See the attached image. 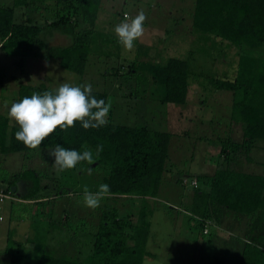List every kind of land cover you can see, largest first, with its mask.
I'll return each instance as SVG.
<instances>
[{
	"label": "rangeland",
	"instance_id": "rangeland-1",
	"mask_svg": "<svg viewBox=\"0 0 264 264\" xmlns=\"http://www.w3.org/2000/svg\"><path fill=\"white\" fill-rule=\"evenodd\" d=\"M12 4L13 0H0L2 7L11 8ZM193 8L194 0H101L94 41L82 76L61 69L56 61H28L25 67H18L15 63L19 60L6 57L0 48V115L8 117L11 104L19 102L16 91L21 85L44 83L55 91L62 83L80 87L90 84L92 92L107 95L106 103L111 105L107 121L170 134L158 195L145 203L152 210L146 249L153 257L145 258L143 264H215L218 259L238 264L243 243L255 241L247 233L249 221L242 215L224 216L217 225L214 221L207 223L209 235H202L196 223L189 222L191 182L225 166L219 157L224 139L230 135L236 141L241 138L240 126L231 121V94L205 85L209 79L235 75L237 49L212 39L205 44L204 38L210 36L192 30ZM140 11L147 17L144 35L135 41L132 51H125L114 27ZM27 18L38 24L52 20L41 5L31 10L14 9V23H25ZM48 42L63 46L68 40L56 34ZM249 52L247 48L242 51ZM170 58L189 63L191 78L183 105L163 102V88L152 82L147 70L149 65L164 64ZM129 66L135 69L129 72ZM257 145V155H251L256 160L264 157V143ZM49 150L0 154V191L6 189L14 175L25 170L36 172L41 189L36 197L40 203L13 202L10 206L12 202L6 199L0 204V264L9 262L10 256L5 252L8 238L26 242L23 250L36 257L43 252L55 257H85L92 250L103 210L116 209L119 217L136 218L141 209V200L136 197L111 196L102 199L95 210L87 208L84 188L96 192L99 185L105 184L107 169L80 162L73 169L57 172ZM236 162L231 166L236 170L257 168L255 164L248 165L242 155ZM17 187L20 195L27 192L24 182ZM199 189L207 191L205 185ZM260 231L258 235L264 239V218ZM260 245L264 250V241Z\"/></svg>",
	"mask_w": 264,
	"mask_h": 264
},
{
	"label": "trees",
	"instance_id": "trees-1",
	"mask_svg": "<svg viewBox=\"0 0 264 264\" xmlns=\"http://www.w3.org/2000/svg\"><path fill=\"white\" fill-rule=\"evenodd\" d=\"M100 4L101 0H13L11 8L0 6L1 51L6 57L17 58L18 67H25L28 61H56L61 69L82 76L91 53ZM39 5L51 22L38 24L29 18L25 23L13 22L15 8L31 10ZM191 26L193 31L210 36L204 38L205 44L212 39L237 49L235 75L209 79L205 85L231 94V121L240 126L241 138L236 141L230 135L221 142L219 157L225 166L211 176L195 178L197 186L193 188L189 222L194 221L202 235H209V230L204 231L211 221L220 223L224 216L233 213L247 217V233L255 241L243 243L238 264H264L260 245L264 239L258 235L264 218V157L258 160L251 157L260 149L257 144L264 143V0H194ZM56 34L67 38L68 43L51 45L48 39ZM244 48L249 54L242 53ZM188 65V61L170 58L164 64L147 67L152 82L163 88V102L176 105L187 102L191 78ZM133 69L128 67L129 72ZM45 91L55 93L44 83L21 85L16 100ZM91 96L107 102L105 93L91 92ZM18 130L19 127L10 125L8 117L0 115V154L33 151L15 139ZM170 138L166 132L121 126L111 121L96 129L84 130L79 122L66 132L57 129L39 148L51 150L60 144L81 153L88 148L95 157L97 145H102L103 150L94 163L107 169L104 183L110 188L108 196L136 197L141 200V209L136 218L119 217L116 209L103 210L92 250L85 257H55L47 252L36 257L23 250L26 242L8 238L5 250L10 256L8 264H143L145 258L153 257L146 249L152 210L145 203L158 195ZM239 155L257 168L241 171L231 167ZM22 182L27 192L15 203H40L36 198L41 191L40 179L34 170L14 175L2 191L16 197V190L12 192L11 188L17 189ZM200 185H205L207 191H201ZM215 264L226 263L218 259Z\"/></svg>",
	"mask_w": 264,
	"mask_h": 264
},
{
	"label": "clouds",
	"instance_id": "clouds-1",
	"mask_svg": "<svg viewBox=\"0 0 264 264\" xmlns=\"http://www.w3.org/2000/svg\"><path fill=\"white\" fill-rule=\"evenodd\" d=\"M146 19L145 13L140 11L135 17L126 16L124 21L114 27L118 43L125 51H132L135 41L144 35ZM91 92L90 84L80 87L62 83L55 93L49 91L43 94L33 93L31 96L23 97L19 102L12 103L7 115L19 127L15 139L29 150H35L57 129L66 132L69 128L75 127L76 122H79L84 130L104 126L111 105L103 99L97 100L92 97ZM102 150L103 146L97 145L94 157L91 149L85 148L81 153L57 144L55 148L49 150V156L53 158L56 171L64 172L75 168L80 162L93 164ZM91 171L89 168V174ZM109 194L110 188L107 184L99 185L96 192H90L85 187L84 205L95 210L100 206V201Z\"/></svg>",
	"mask_w": 264,
	"mask_h": 264
},
{
	"label": "built area",
	"instance_id": "built-area-1",
	"mask_svg": "<svg viewBox=\"0 0 264 264\" xmlns=\"http://www.w3.org/2000/svg\"><path fill=\"white\" fill-rule=\"evenodd\" d=\"M183 184H185V182L183 181ZM191 185L193 186V188H196L197 183L195 180H193L191 182ZM12 200V201H19L18 198H16L15 196H12L10 193H4L3 191H0V204L4 202V200ZM207 232V229H205L204 233Z\"/></svg>",
	"mask_w": 264,
	"mask_h": 264
},
{
	"label": "crops",
	"instance_id": "crops-1",
	"mask_svg": "<svg viewBox=\"0 0 264 264\" xmlns=\"http://www.w3.org/2000/svg\"><path fill=\"white\" fill-rule=\"evenodd\" d=\"M18 187H17V189H16V193L18 194L16 197L17 198H19V196H22V195H20L19 193H18ZM15 202V201H14ZM28 201H23V202H20V203H27ZM29 203V202H28ZM14 204H13V202L12 203H10V206H13Z\"/></svg>",
	"mask_w": 264,
	"mask_h": 264
},
{
	"label": "water",
	"instance_id": "water-1",
	"mask_svg": "<svg viewBox=\"0 0 264 264\" xmlns=\"http://www.w3.org/2000/svg\"><path fill=\"white\" fill-rule=\"evenodd\" d=\"M11 190H12V192H15L16 188L15 187H12Z\"/></svg>",
	"mask_w": 264,
	"mask_h": 264
}]
</instances>
